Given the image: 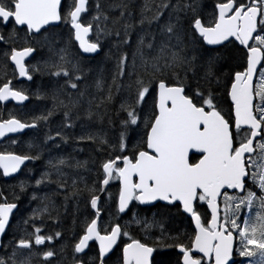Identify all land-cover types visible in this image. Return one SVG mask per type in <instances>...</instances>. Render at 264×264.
I'll use <instances>...</instances> for the list:
<instances>
[{"label":"snow or ice","instance_id":"1","mask_svg":"<svg viewBox=\"0 0 264 264\" xmlns=\"http://www.w3.org/2000/svg\"><path fill=\"white\" fill-rule=\"evenodd\" d=\"M207 8L0 0V103L51 101L0 114V264H67L80 215L72 264H264V0Z\"/></svg>","mask_w":264,"mask_h":264},{"label":"trees","instance_id":"2","mask_svg":"<svg viewBox=\"0 0 264 264\" xmlns=\"http://www.w3.org/2000/svg\"><path fill=\"white\" fill-rule=\"evenodd\" d=\"M137 2L139 3V2H141V0H137ZM202 2L208 4L207 11L210 12L212 0H202ZM37 59H39V57ZM46 80H47V77H41V76L37 75L34 78L33 82H26L23 84H18L17 87L18 88L19 87L31 88V89L35 90L36 85L41 84V83L45 82ZM50 106H51L50 100H37L35 98H32L24 106L17 107L16 115L18 118H23V115L25 113L39 114L41 110H44L46 107H50ZM3 115H5V114H3ZM59 120H60L59 115H57L56 117H54L52 119L50 127H52L53 130H55V127L58 124ZM40 135H42V132H34L33 130H29L25 134L19 136L18 140L21 141V146H23L28 141L36 139ZM81 147H84V146L82 145ZM0 148H2V146H0ZM66 152H72V148L66 147ZM90 153H91V150L89 148H85V151L83 153L74 154V155H76V159L85 160V159H88ZM91 154L94 155V153H91ZM14 183H16V181H14L12 179L6 181V180L1 179V177H0V186H8V185H12ZM83 219H84V215H80L77 219L76 224H73V218L71 216L62 217L61 223L59 224V226L58 227L54 226L53 230L62 231L65 234V239L63 241L68 242L70 244V243H72L71 237H72L73 233L78 232L80 230V224L83 221Z\"/></svg>","mask_w":264,"mask_h":264},{"label":"flooded vegetation","instance_id":"3","mask_svg":"<svg viewBox=\"0 0 264 264\" xmlns=\"http://www.w3.org/2000/svg\"><path fill=\"white\" fill-rule=\"evenodd\" d=\"M33 62H35V61H33ZM10 72H11V68H9V73ZM0 78H3V74H0ZM26 82H28V81L23 80V79H17V80L13 81V83L15 84L16 87L18 86V84H23V83H26ZM17 107H22V106L21 105H17V104H15L13 102H8V103H4V104L0 103V114H2V115L5 114V115H3V117L4 118H8V115H9L10 112L16 114ZM27 131H29V130H27ZM27 131H25L23 134H25ZM23 134H21V135H23ZM21 135H15V136H13V138L18 139V137L21 136ZM7 145H8V141L7 140H5L2 144H0V146H2V148L6 147ZM0 177H1V179L6 180V181L11 179V178L4 179L2 176H0ZM181 227H183V226H181ZM54 243L56 244V247L58 249L61 246H66L65 247V257L67 259V264H72V253H71V244L72 243L69 244L68 242H65L63 240L62 241H58V242H54Z\"/></svg>","mask_w":264,"mask_h":264},{"label":"water","instance_id":"4","mask_svg":"<svg viewBox=\"0 0 264 264\" xmlns=\"http://www.w3.org/2000/svg\"><path fill=\"white\" fill-rule=\"evenodd\" d=\"M8 102H13V103L17 104L15 101H11V100H10V101H6V102H2V104H4V103H8ZM27 102H28V101H25L23 105H25ZM17 105H18V104H17ZM27 130H31V129H25L24 132L27 131ZM24 132H23V133H24ZM23 133H20V134H14L13 136H15V135H21V134H23ZM3 178H4V177H3ZM4 179H9V178H4Z\"/></svg>","mask_w":264,"mask_h":264}]
</instances>
